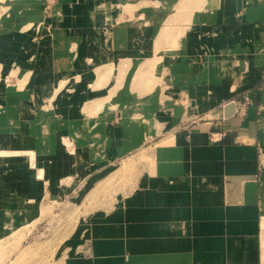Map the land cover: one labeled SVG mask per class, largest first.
<instances>
[{
    "label": "crops",
    "instance_id": "0c3cea01",
    "mask_svg": "<svg viewBox=\"0 0 264 264\" xmlns=\"http://www.w3.org/2000/svg\"><path fill=\"white\" fill-rule=\"evenodd\" d=\"M183 1L8 4L0 241L48 207L88 208L135 160L139 178L82 218L67 264L260 263L264 0Z\"/></svg>",
    "mask_w": 264,
    "mask_h": 264
},
{
    "label": "rangeland",
    "instance_id": "374dc122",
    "mask_svg": "<svg viewBox=\"0 0 264 264\" xmlns=\"http://www.w3.org/2000/svg\"><path fill=\"white\" fill-rule=\"evenodd\" d=\"M13 1L16 0H0V17L8 11V4ZM189 1H183L182 10L188 8ZM143 165L137 168L135 160L126 162L122 174L113 176L92 194V204L88 208L68 203L48 207L40 220L0 241V264H67L71 254V238L82 218L92 210L110 208L120 193L129 192L144 169ZM101 199L104 205L96 204ZM107 202L109 204L105 205ZM259 264H264V247Z\"/></svg>",
    "mask_w": 264,
    "mask_h": 264
},
{
    "label": "water",
    "instance_id": "95a60500",
    "mask_svg": "<svg viewBox=\"0 0 264 264\" xmlns=\"http://www.w3.org/2000/svg\"><path fill=\"white\" fill-rule=\"evenodd\" d=\"M234 106H235V104L234 103H232V104H230L229 106H228V109L230 110V109H233L234 108ZM229 117V116H228Z\"/></svg>",
    "mask_w": 264,
    "mask_h": 264
},
{
    "label": "bare ground",
    "instance_id": "6f19581e",
    "mask_svg": "<svg viewBox=\"0 0 264 264\" xmlns=\"http://www.w3.org/2000/svg\"><path fill=\"white\" fill-rule=\"evenodd\" d=\"M6 153V152H5Z\"/></svg>",
    "mask_w": 264,
    "mask_h": 264
}]
</instances>
